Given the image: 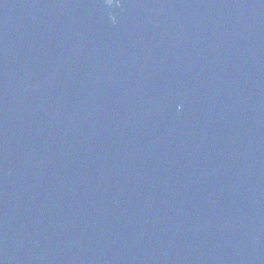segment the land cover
<instances>
[{"label":"water","instance_id":"95a60500","mask_svg":"<svg viewBox=\"0 0 264 264\" xmlns=\"http://www.w3.org/2000/svg\"><path fill=\"white\" fill-rule=\"evenodd\" d=\"M0 0V264H264V0Z\"/></svg>","mask_w":264,"mask_h":264},{"label":"snow or ice","instance_id":"6c2138e0","mask_svg":"<svg viewBox=\"0 0 264 264\" xmlns=\"http://www.w3.org/2000/svg\"><path fill=\"white\" fill-rule=\"evenodd\" d=\"M112 4H113V0H109L108 6L110 7L112 6Z\"/></svg>","mask_w":264,"mask_h":264}]
</instances>
